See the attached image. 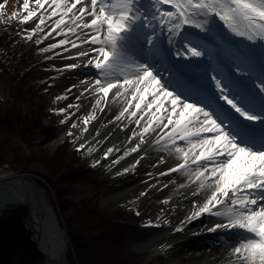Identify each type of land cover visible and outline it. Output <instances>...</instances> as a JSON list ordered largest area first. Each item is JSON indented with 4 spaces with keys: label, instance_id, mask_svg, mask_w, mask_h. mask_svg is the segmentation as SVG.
Instances as JSON below:
<instances>
[{
    "label": "snow or ice",
    "instance_id": "obj_1",
    "mask_svg": "<svg viewBox=\"0 0 264 264\" xmlns=\"http://www.w3.org/2000/svg\"><path fill=\"white\" fill-rule=\"evenodd\" d=\"M53 17L50 31L80 33L48 49L71 44L80 63L65 67L92 70L81 95L124 100L132 135L155 134L177 160L167 171L206 193L185 219L218 218L208 230L233 232L232 264H264V0H23L4 22L35 20L31 40Z\"/></svg>",
    "mask_w": 264,
    "mask_h": 264
},
{
    "label": "rangeland",
    "instance_id": "obj_2",
    "mask_svg": "<svg viewBox=\"0 0 264 264\" xmlns=\"http://www.w3.org/2000/svg\"><path fill=\"white\" fill-rule=\"evenodd\" d=\"M0 2H2V0H0ZM22 2L23 0H7L6 7L3 10L4 17L3 19H0V31L5 30L9 25L17 24L25 34V30H30L35 27V20H30L26 24H20L18 20H12L9 23L4 22L12 11L19 9ZM45 23L46 26H44L43 32H38L33 35L30 41L29 39L24 38L25 40H28L27 44L30 43L29 45H35L34 53H42V57L45 59L44 63H38L39 65L36 67L40 72L34 71L40 74H37L32 78V81L35 78L36 80L33 81V83H30L32 85L30 95L23 93L18 98L11 95L10 84L15 82L16 78L15 75L11 74L9 66L7 65V63H10L12 68L10 56L0 49V103L6 105L7 103L5 102L9 101L11 104L21 107L23 112H29L32 108H42L45 111L48 110V114H46L47 116L44 117L45 123L53 124L55 127L53 129L52 137L46 143V148L50 152H53L60 143L67 139L70 149L74 150L79 156V161L75 166V168H78L79 170H77L72 187L67 194V201L63 204L66 212H69L83 199H94L98 202V206L101 210L113 212L129 209L133 213L131 214V218L127 221L130 228H128L125 233L126 239L123 247L118 251L119 258L126 259L134 257L136 260L139 259L137 262L140 264H187L185 258L189 255L192 256V247L190 246H193V242L186 240L188 238L187 233L182 232L186 234H183L182 236L181 233L175 232L177 229L176 223L161 220L162 213L166 212L168 208L175 206V199L178 198L177 194L185 188V183L180 184L177 187L168 185L167 188L160 189L159 191L152 190L149 185V187L141 192L126 195L129 189L123 188L117 193L114 186L105 182L104 174L96 168L93 164L94 161L86 157L85 154L88 146L85 142V135L88 127L83 123L84 116L77 113L76 110L68 108L69 103L65 104L68 100V94L64 90L65 81H69L76 71V68L68 69L65 66L71 63H77L79 65L80 62L76 58L75 51L71 47V44L48 49L49 44L58 43L60 39H68L72 43H77L76 37L79 35H72L71 33L61 35L56 34L53 36L45 35L44 33H47V30L50 28L51 20H46ZM38 39L40 40V43H37ZM35 63L33 65H35ZM58 96L63 98L57 100L56 97ZM4 108L7 110L6 106H4ZM58 108H65V112L57 113L54 111V109ZM73 124H75V127H73ZM111 124L112 121L105 124L95 136L100 137L109 134ZM69 132H71L72 135H69ZM22 135L23 131H21L18 124L4 120L3 117L1 118L0 170L14 171L8 169V162L13 158L11 147L17 144L26 147ZM36 136L41 137L42 135L37 131ZM39 137H37V140L40 139ZM81 144L84 145L83 148L79 147ZM156 145H160L161 148V146H164V142L160 141ZM161 150L162 149L157 150L156 154H159ZM155 176H157V174L152 173L151 175H146L144 176L145 178L143 181ZM41 177L42 176H40V173L37 171L35 179H43ZM175 179V177L169 176L167 182H172ZM46 181L44 180L42 183H39L44 188L45 194L51 193L54 201V208L58 210V204L54 198L53 190L51 189L50 184ZM141 193H144V195H141ZM149 221H151V223H149ZM147 225L151 228L149 236L138 242H133V237L137 234L138 230L143 229ZM180 235L181 237H179ZM179 240L181 241L180 244H171L172 242ZM165 245L167 247L162 248ZM65 255L67 260V254ZM201 261H207V263L210 262L209 264H214L216 259L214 256H211L208 258L204 257L201 260L196 259L195 262L196 264H199ZM38 263H41L40 259L36 260L34 264ZM13 264H20L19 260L15 258ZM67 264H69L68 261Z\"/></svg>",
    "mask_w": 264,
    "mask_h": 264
},
{
    "label": "bare ground",
    "instance_id": "obj_3",
    "mask_svg": "<svg viewBox=\"0 0 264 264\" xmlns=\"http://www.w3.org/2000/svg\"><path fill=\"white\" fill-rule=\"evenodd\" d=\"M54 19L55 17L51 18V22ZM47 33H49V36L56 35V32L50 31V28ZM75 35H80V33L77 32ZM86 75H92L91 70L79 66L70 80L65 81L64 90L68 94V100L65 104L74 105L71 110H76L84 117L89 113L94 116L87 124L88 130L85 135V142L88 146L85 154L86 157L94 161L93 164L96 168L104 174L105 182L114 186L117 193L123 188L129 189L126 195L141 192L149 185L152 190L159 191L167 188L168 185L177 187L185 183V188L177 194L178 198L175 199V206L162 213L161 220L176 223L177 229L175 232L181 233L182 236L187 233L188 238L186 240L193 242V246H190L192 247V256L189 255L185 258L187 264H196V259L201 260L204 257L211 256L216 259L214 264H232L229 247H226V245H231L233 239H235L231 230L209 231L208 229L212 228L214 223L220 222L218 218L210 214H202L190 222L185 219L195 210L192 201L195 199L197 203L202 202L206 198V193L202 191L193 195L195 186L187 181L184 174L164 171L174 167L177 160L172 152L164 150V146L160 148V145L153 142L158 140L155 134H146L142 143L137 136L132 135L133 130L139 133L141 126L135 123V118L130 119L127 113L120 116L122 108L127 106L124 100L120 98L113 100L110 94L106 102H101V104L93 107L95 104L93 95L88 93L81 95L83 89L80 82L85 79ZM77 97H80V99H77ZM110 121H112L109 128L110 133L96 137L95 134ZM137 143L140 144V147L132 153L130 149L136 147ZM109 148L112 151L105 157L104 153ZM159 149L162 150L159 154H156ZM125 151H128L129 156L124 155ZM97 161L99 163H96ZM125 168L128 170L124 171ZM152 173L157 174V176L143 181L144 176ZM169 176L176 179L168 183L167 178ZM20 179L15 172L0 170V214L26 202ZM34 200L32 196L28 199L33 210L37 209V202ZM32 220L33 237L39 242V248L49 256V259H53L55 264H66L65 254L68 243L65 233L60 231L48 216L41 218V216L35 215ZM181 221H184L183 225ZM150 229L148 225L143 229H139L132 241L138 242L149 236ZM225 232H227V235L224 234ZM180 240L171 244H180ZM165 247L167 246L165 245L162 248ZM209 263L201 261L199 264Z\"/></svg>",
    "mask_w": 264,
    "mask_h": 264
},
{
    "label": "trees",
    "instance_id": "obj_4",
    "mask_svg": "<svg viewBox=\"0 0 264 264\" xmlns=\"http://www.w3.org/2000/svg\"><path fill=\"white\" fill-rule=\"evenodd\" d=\"M24 38L26 33L24 34L17 24L9 25L0 31V49L10 56L12 68L10 63L7 65L16 78V81L10 84V93L16 98L23 93L30 95L32 90L30 83L36 80L35 78L32 81V78L40 74L36 67L38 63L45 62L42 53H34L35 45L27 44L28 40ZM5 103L7 104L0 103L2 115L0 120L3 117L4 120L18 124L26 143V147L20 144L11 147L13 158L8 162V169L38 171L43 178L38 182L47 180L46 182L50 184L58 204V210L56 208L55 210L69 238L68 263L140 264L137 262L139 259L136 260L134 257L126 259L118 257V251L126 239L125 233L130 228L127 221L133 213L129 209L113 212L101 210L96 200L83 199L66 212L63 204L67 201V194L79 170L75 168L79 156L70 149L67 139L53 152L46 148L55 127L53 124L45 123L44 117L47 116L48 110L32 108L29 112H23L21 107L9 101ZM37 131L41 133V137L36 136ZM37 137L40 139L37 140ZM44 176L47 178L44 179ZM47 195L54 206L51 193ZM25 214L26 209L18 206L0 216V264H13L15 258L20 264H34L38 259L41 262L38 264H43L42 256L30 239V233L23 226Z\"/></svg>",
    "mask_w": 264,
    "mask_h": 264
},
{
    "label": "water",
    "instance_id": "obj_5",
    "mask_svg": "<svg viewBox=\"0 0 264 264\" xmlns=\"http://www.w3.org/2000/svg\"><path fill=\"white\" fill-rule=\"evenodd\" d=\"M17 175L21 178L20 181L23 185V191L24 196L26 199V202L23 204V206L26 208V215L23 220V225L25 226L26 230L30 232L31 234V240L36 244V247L38 251L43 255L45 264H55L53 259H49V256L45 254L40 248H39V242L37 239L33 237V228H32V219L35 215L41 216L43 218L44 216L50 217L52 222L57 225L58 229L65 233L64 229L59 225L57 218L55 216L54 210L49 203L48 199L46 198L44 194L43 188L39 185V183L35 179V175L37 172L30 171V172H16ZM32 196L34 201L37 202V209L33 210L31 208V202L28 201L29 197ZM66 234V233H65ZM66 241L68 243V239L66 238ZM66 263V262H65Z\"/></svg>",
    "mask_w": 264,
    "mask_h": 264
}]
</instances>
